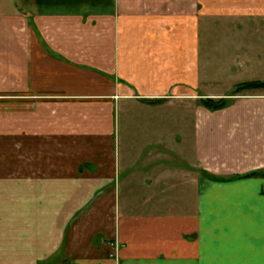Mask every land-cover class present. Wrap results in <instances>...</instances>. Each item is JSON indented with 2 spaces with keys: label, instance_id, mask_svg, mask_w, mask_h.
I'll use <instances>...</instances> for the list:
<instances>
[{
  "label": "crops",
  "instance_id": "0c3cea01",
  "mask_svg": "<svg viewBox=\"0 0 264 264\" xmlns=\"http://www.w3.org/2000/svg\"><path fill=\"white\" fill-rule=\"evenodd\" d=\"M239 64L264 74V0H0V264H264V89L200 105L186 219L144 208L169 166L131 171L126 135L153 129L123 126L228 97L207 86Z\"/></svg>",
  "mask_w": 264,
  "mask_h": 264
},
{
  "label": "rangeland",
  "instance_id": "374dc122",
  "mask_svg": "<svg viewBox=\"0 0 264 264\" xmlns=\"http://www.w3.org/2000/svg\"><path fill=\"white\" fill-rule=\"evenodd\" d=\"M239 65L240 68L238 69L241 71L239 70L236 73L234 71H214L212 73L213 79L218 77L219 79L217 84L212 83L207 86L208 89H213V91L220 93H226L227 91V93H232L235 80L245 79L244 81H251V79L264 78V74L261 75L262 72L256 71L258 65H256L254 70L249 69L247 71L243 69L242 64ZM199 98L195 94V97L189 103L174 102L173 107L168 109L161 107V105L150 107L143 105L141 108L134 105L130 107V112L123 120V126L129 130L128 132L135 129L138 132H145L146 129L150 128L153 129L151 132L147 131V133L143 134L126 135L127 144H129L130 148L141 146L139 148L143 149L140 156L138 151L132 152L130 165L134 166L130 170L138 171L141 174H149V170H146L147 168L143 167L142 164L146 161L145 157L148 156L152 149L155 150L152 152L158 153L159 165L169 166L170 173L163 176V178H168L167 181L159 183L158 190H156V193L153 190L152 195L155 194L148 200L147 206L144 207L145 209H151L157 217H174L178 221L180 216L184 218L187 216L192 217L196 208L200 183L197 180V173L189 166H186L184 159L186 157L185 153L190 151L191 130L196 121L197 110L201 107L198 103ZM147 108L151 109L147 110ZM136 160H138L137 165H135ZM133 203L135 205V201ZM192 228L193 226H191L190 231L187 230L185 232L188 234L193 232ZM175 233L180 232L175 231ZM118 245L116 244V246ZM119 246L122 248L123 244ZM44 264L70 263L65 260V255L63 254L62 258L59 257Z\"/></svg>",
  "mask_w": 264,
  "mask_h": 264
},
{
  "label": "trees",
  "instance_id": "16d2710c",
  "mask_svg": "<svg viewBox=\"0 0 264 264\" xmlns=\"http://www.w3.org/2000/svg\"><path fill=\"white\" fill-rule=\"evenodd\" d=\"M256 89H264V81L256 80V81L239 83L235 86L232 94L229 95L228 97L221 99L202 98L200 99L199 103L200 105H202L203 107H205L210 111L223 110L228 108L232 104L234 96L241 95L243 92L248 90H256ZM158 102H160V100ZM258 175H260L259 172H254L251 174H247L243 177H253Z\"/></svg>",
  "mask_w": 264,
  "mask_h": 264
}]
</instances>
